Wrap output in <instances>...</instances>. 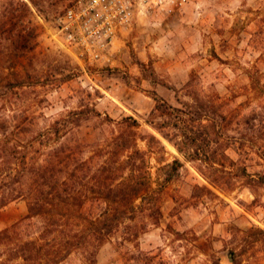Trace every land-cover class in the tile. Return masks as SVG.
<instances>
[{"label":"rangeland","instance_id":"rangeland-1","mask_svg":"<svg viewBox=\"0 0 264 264\" xmlns=\"http://www.w3.org/2000/svg\"><path fill=\"white\" fill-rule=\"evenodd\" d=\"M14 1L29 4L24 25L37 27L38 36L35 49L16 52L18 58L10 40L1 41L0 186L15 169L42 165L59 143L80 144L82 160L101 163L99 147L120 133L115 122L131 117L139 125L128 132L154 188L174 159L184 165L158 196L156 219L138 216L137 239L122 245L121 226L89 264H264V236L257 233L264 230V183L257 182L264 177V0H186L171 13L139 16L106 63L74 57L54 38L57 18L74 0ZM159 101L173 108L217 104L228 118L225 154L235 162L226 171L239 176L211 185L195 169L200 164L186 162L149 124ZM80 107L114 123L91 119L53 136V123ZM241 167L248 177L236 173ZM84 200L91 213L102 203L96 193ZM26 213L24 199L8 203L0 209V231ZM62 264L86 259L74 253Z\"/></svg>","mask_w":264,"mask_h":264},{"label":"trees","instance_id":"trees-1","mask_svg":"<svg viewBox=\"0 0 264 264\" xmlns=\"http://www.w3.org/2000/svg\"><path fill=\"white\" fill-rule=\"evenodd\" d=\"M28 2L32 3V0ZM0 9H3L0 12V46L1 41L10 40L15 58L19 57L16 52L34 50L37 27L24 25V18L30 13L29 4L10 0ZM4 35L9 38L3 39ZM68 78L57 80L62 82ZM214 105L217 104L209 103L205 107L199 103H182L181 108H173L159 101L150 114L149 124L186 162L200 164L194 165L195 169L211 185L219 186L226 184L223 178L227 175H239L226 171L229 166H235L225 154L229 144L224 143L223 124L228 118ZM91 119L114 123L94 108L80 107L63 115L60 122H54L51 133L57 138L65 136L70 129L79 128L80 122ZM115 124L121 128L120 133L111 143L99 147L96 158H105L101 163L93 165L92 156L88 162L82 160L80 144L59 143L42 165L34 167V162L30 169H15L4 179V185L0 186V209L24 199L27 213L0 231V264H62L79 252L89 264L94 261L96 250L109 242L121 226H124L123 245L137 239L139 215L149 212L151 218L156 219L158 196L184 164L174 159L154 188L150 173L145 169V155L137 149L135 137L128 132L136 128L138 122L127 117ZM156 142L160 144L158 140ZM22 159L25 162V157ZM91 165L94 166L93 173L89 168ZM236 170L248 177L246 168ZM91 173L92 181L82 184ZM249 180L256 182L251 176ZM263 180L264 177L257 182L264 183ZM94 193L102 203L96 205L97 212L91 213L84 199ZM257 233L264 236L262 229H257Z\"/></svg>","mask_w":264,"mask_h":264},{"label":"built area","instance_id":"built-area-1","mask_svg":"<svg viewBox=\"0 0 264 264\" xmlns=\"http://www.w3.org/2000/svg\"><path fill=\"white\" fill-rule=\"evenodd\" d=\"M186 0H74L57 18L54 38L74 57L95 63L110 59L119 36L139 16L168 14Z\"/></svg>","mask_w":264,"mask_h":264}]
</instances>
